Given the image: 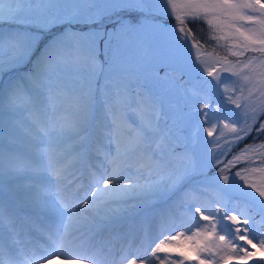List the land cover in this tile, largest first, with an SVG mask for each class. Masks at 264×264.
<instances>
[{"label":"snow or ice","instance_id":"1","mask_svg":"<svg viewBox=\"0 0 264 264\" xmlns=\"http://www.w3.org/2000/svg\"><path fill=\"white\" fill-rule=\"evenodd\" d=\"M0 193V264H264V0H0Z\"/></svg>","mask_w":264,"mask_h":264},{"label":"rangeland","instance_id":"2","mask_svg":"<svg viewBox=\"0 0 264 264\" xmlns=\"http://www.w3.org/2000/svg\"><path fill=\"white\" fill-rule=\"evenodd\" d=\"M127 39L129 38H125V40ZM131 39L136 40L142 47L145 48L152 44V40L150 39L147 40L146 43L145 38ZM208 51L211 52L212 49L208 48ZM218 51L222 52V50ZM97 64L98 75L96 77V80L98 81L99 85H104L108 81V79L123 78L130 85L132 93L140 92L144 95H150L157 101V106L158 108L163 110L169 126L173 125L174 120L179 119L180 122L177 126L181 129L180 136L191 142V139L197 134V129L191 126V123L189 122L186 115L188 110L187 108H184L183 101L180 100L178 96L169 94L163 89L153 86L151 83L154 80L155 75H164L163 69H156L154 72L150 65L135 58L114 62L110 65L105 60L104 48L102 43L99 49ZM63 83L66 87L72 89L79 83V77L76 74L70 72L64 76ZM133 99H138V97L133 96ZM146 117H151L150 111H146ZM209 117H212L211 112H209ZM203 138L205 140L211 139L207 136L206 132L203 133ZM209 147H211V145H209ZM196 148L199 152L204 151L202 143L197 145ZM256 179L259 178L257 177ZM167 227L168 226H165V228ZM159 230L160 226L157 227V231ZM49 264H72V262L70 260H64V258H60L52 261Z\"/></svg>","mask_w":264,"mask_h":264},{"label":"trees","instance_id":"3","mask_svg":"<svg viewBox=\"0 0 264 264\" xmlns=\"http://www.w3.org/2000/svg\"><path fill=\"white\" fill-rule=\"evenodd\" d=\"M199 38V37H198Z\"/></svg>","mask_w":264,"mask_h":264}]
</instances>
